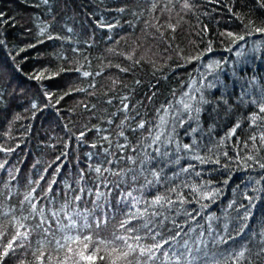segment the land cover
I'll return each instance as SVG.
<instances>
[{"label": "trees", "instance_id": "trees-1", "mask_svg": "<svg viewBox=\"0 0 264 264\" xmlns=\"http://www.w3.org/2000/svg\"><path fill=\"white\" fill-rule=\"evenodd\" d=\"M260 2L261 0H219L218 3H212L209 0H189L192 7L188 10L183 8L184 0H48L47 3L44 0H0V13H4V19L8 20V23H0V146L14 149L12 152L0 151V163L7 162L0 169V226H6L5 230L8 232V235L0 239V245L14 234V228L9 223L11 217L29 215V205H22L21 201L32 188H36L34 202L38 203V207L46 206L47 213L49 208L59 209L64 204L65 193L68 191L66 185L71 184L74 188L80 186L74 183L80 168H84L88 174L87 188L95 187V173H89L87 166L91 164L95 167L105 160L101 145L108 147V144L101 139L104 135L112 140L110 151L115 153L107 158L118 159V163L103 166L113 170L123 169L127 173L123 177L121 189H138L144 184L142 176L133 182V173L127 170L139 171L143 152L138 145L142 134H148L143 129L135 132L129 129L135 128L141 119L157 123V109L161 105H167L169 101L174 102L193 80L197 81L198 86L201 74L208 72L205 65L212 60L228 61L223 65L225 72L221 76L228 84L230 95L226 98L232 105V112L226 115L225 106L221 105L217 109L220 113L217 117L211 111L215 106L214 100L213 105L205 106L208 110L201 115L202 130L185 135V128L188 127L186 124L184 128H177L176 138L183 144L191 143L194 137L197 142L195 153L205 158L211 157L212 160L218 158L220 163L200 164L199 161L183 158L178 165L164 167L162 177L172 176L189 163L195 165L189 173H184L173 181L191 201L183 205V208L179 205L176 207L181 212L196 209L200 213L185 227V231L188 227L196 228V232L190 233L192 237L200 231L198 225L207 229L206 218L209 215L218 217L214 226L218 224L222 228L226 216L230 218L236 215L233 209L228 208L229 203L235 201L234 208L241 203L247 205L245 193L249 196L259 195L261 199L256 201L253 219L249 221V229L245 230L248 240H258L259 236L253 238L252 232L259 233L261 225H264V169H260L246 157L249 154L257 155L248 136L253 132L258 133L260 129L249 127V121L245 118L236 137L225 140L223 144L220 141L237 119L258 111L250 103L239 104V95L241 86L253 77L256 80V86L252 88L254 96H257L260 87H264V34L252 30L264 27V8L260 7ZM153 4L156 5L154 10ZM101 22L115 27H100ZM169 24L175 26V31L168 27ZM41 28H46L43 36L40 35ZM69 28L72 29L71 32L68 31ZM227 32L243 35L245 40L233 45L229 38L221 35ZM49 35L60 39L48 40ZM209 41L212 43V51L204 55L202 61L193 60L188 63L189 57L206 52ZM255 41L262 42L261 48L250 51ZM32 44L36 47L29 48ZM240 46H243L245 55L237 58L235 52ZM229 47L233 49L231 52L226 51ZM20 48L28 50L21 53ZM129 55L132 59L127 58ZM76 68L80 72L75 71ZM121 68L127 71H121ZM233 69L235 75L232 74ZM84 71L92 75L84 77ZM97 72L101 74L95 75ZM41 73L43 77L40 80L32 78ZM207 78L211 80L213 77L208 75ZM78 88L85 91H75ZM221 91L212 90L208 93L209 98H219ZM69 92V95H65ZM46 94H50V97ZM125 96L128 97L126 102L131 109L128 115L135 117L129 119L124 127L127 140L116 135L120 131L117 125L125 116L120 111L121 99ZM109 100L111 103H108ZM33 104L36 108L32 107ZM109 120L112 121L111 124L108 123ZM192 126L195 127V124ZM148 127L151 125L146 124V128ZM96 128L103 131L98 133ZM68 129L75 134L85 131L84 143L78 145L74 137L69 140ZM245 141L248 142V147L244 146ZM66 143L69 144L67 148ZM92 143L97 144L96 149L90 147ZM117 143H127L128 147L118 150L115 147ZM133 147H137L136 152L132 151ZM174 149L173 144L170 151ZM63 152L68 155L57 161L56 158ZM89 152L96 153L91 160L86 155ZM224 152L228 155L224 156ZM192 154L194 153H180L182 157H190ZM128 156L136 158V163L133 164L126 158L120 159ZM257 159L264 163V149H261ZM58 164L62 167L56 175L57 184L53 186V193L48 194L49 197L54 196L55 200L49 204L45 198L48 187L46 181L52 179ZM156 167L159 169L161 165ZM197 171L201 173L200 176L195 175ZM41 175L45 176V181H40L37 185L35 182ZM13 176L15 179H12ZM108 179L114 181L118 178L108 175ZM255 180H260V184L256 185ZM185 184L189 187H184ZM193 185H203L201 191L219 189V192L214 200L197 202L198 195L191 190ZM171 186L167 182L156 185L146 190L144 196L150 198L153 194L165 192ZM253 188L261 191L257 193ZM75 194L70 193L68 198L71 199ZM118 195L119 190L113 188L109 197L111 212L116 214L115 219H110L107 227L84 230L86 233L90 232L94 239L97 232L99 238H109L116 230L117 221L121 218L117 208ZM134 195H140L139 191L134 192ZM92 199L93 197L85 195L79 202V210L92 209ZM202 204H207L208 207L202 208ZM119 207L122 208L123 205ZM101 211L109 210H97L96 215H100ZM165 214L175 216V209L172 213ZM193 215L196 213L193 212ZM175 218L179 222L189 220L184 215ZM37 219L30 218L24 223L34 226ZM61 235L56 233V238ZM43 238L39 232H32L26 247L17 248L14 255L5 258L4 264H35L32 253L38 247L37 241ZM48 238L51 239V236ZM237 239L240 240L241 237ZM144 242L151 243L150 240ZM252 246L249 243V247ZM209 247H212L211 244ZM223 247L228 248L229 245ZM44 251L46 255H52V264H59L65 256V251L57 253L54 245L45 247ZM104 254L101 252V255ZM157 256L150 264H164V257L159 253ZM255 259L256 264H264L261 259ZM68 264H73V261L69 260ZM97 264L105 262L97 259Z\"/></svg>", "mask_w": 264, "mask_h": 264}, {"label": "snow or ice", "instance_id": "snow-or-ice-1", "mask_svg": "<svg viewBox=\"0 0 264 264\" xmlns=\"http://www.w3.org/2000/svg\"><path fill=\"white\" fill-rule=\"evenodd\" d=\"M47 2L48 0H44V3ZM209 2L218 3L219 0H209ZM152 7L154 10L156 5L153 4ZM191 7L192 5L189 3V0H184L183 8L191 10ZM260 7L264 8V0H261ZM119 11L122 12L124 9H119ZM229 11H232V9L229 8ZM0 23H8V20L4 19V13H0ZM100 27L111 29L115 25H104L101 22ZM168 27L172 31H175L174 25L169 24ZM252 30L264 34V27H255ZM68 31L71 32L72 29L69 28ZM45 32L46 28L40 29L41 36ZM221 35L229 38L233 45L245 40V36L233 32L221 33ZM249 35H251V32H249ZM47 39H60V37L49 35ZM39 42L43 43V41ZM261 45V41L253 42L250 51H258ZM28 47L35 48L36 45L32 44ZM27 50V48H20L19 51L23 53ZM232 50L231 47L226 49L229 52ZM73 51H78V49H73ZM211 51L212 43L209 41L206 52L189 57L187 62L191 63L193 60L202 61L203 56ZM235 55L237 58L245 55L243 46H240L236 50ZM127 58L132 59V56L129 55ZM136 63H139V61H136ZM226 63H228L227 60H212L211 63L205 65L208 72L201 74L198 86L197 81L193 80L191 85L178 98L174 99V102L169 101L167 105H161L157 109V123L153 124L150 121L141 119L135 128L129 129L132 132L143 129L148 134L147 136H143L142 134V140L138 145L143 152L139 171L137 172L133 169L127 170L133 173L131 176L133 182H136L138 177L142 176L144 177V184L140 185L138 189L127 191L121 189V184L124 183L123 177L127 173L123 169L113 170L111 167L103 166V164L113 165L114 163H118V159L107 158L115 155V153L110 151L113 144L108 135L102 136L101 139L108 144V147L101 145L105 154V160L102 164H97L95 167L91 164L87 166L89 173H95V187L87 188L88 174L84 168H80L77 172V179L74 181V183L80 186L74 188L71 184L66 185L68 191L65 193L64 204L59 209L49 208L47 213L45 211L46 206L38 207V203L34 202L36 199V188H32L24 195L21 201L22 205L24 203L29 205V215H21L20 217L13 215L9 221L14 228V234L6 243L0 245V264H4L5 258L14 255L17 248H25L32 232H39L44 237L37 241L38 247L32 253L35 258V264H52V255L50 253L46 255L44 249L45 247L53 245L57 253L61 250L65 251V256L59 261V264H68L69 260H72L73 264H97V259L104 261L105 264H150L151 261L158 258V253L164 257V264H245V262L246 264H256L255 258L264 261V225H261L259 233L252 232L253 238L257 235L259 236L258 240H248V237L245 236V230L249 229V221L253 219V209L256 208V201L261 199L259 195L249 196L245 193L244 199L248 201L247 205L241 203L238 207L234 208L235 201L229 203L228 208L233 209L236 215L230 218L226 216L222 228L218 224L214 226V222L219 218L215 215H209L206 218L207 229L203 225H198L200 231L195 237H192L190 233L196 232V228L188 227L187 231H185V227L189 221L195 220L196 216L200 215V213L196 209L180 211L183 205L191 203V201L179 190L180 186L174 184L173 181L182 174L189 173L190 170L195 168V165L189 163L187 166L181 167L179 171L174 172L172 176L162 177L164 167L178 165L183 158L199 161L200 164L209 162L220 163L218 158L212 160L211 157L205 158L195 153L197 142L194 137L191 143L181 144L176 138L178 135L176 130L177 128H184L187 124L188 127L185 128V135H192L201 131V115L208 110L205 106L213 105L214 100L215 106L211 108V111L216 113L217 117L220 115L217 109L221 105L225 106L224 111L226 115L232 112V105L228 103V99L226 98V96L230 95L228 84L221 76V73L225 72L223 65ZM120 70L127 71L124 68ZM75 71L80 72V69L76 68ZM100 74L97 72L95 75ZM232 74L235 75V69L232 70ZM82 75L89 77L92 73L84 71ZM208 75H211L213 78L208 80ZM42 77L43 73L32 78L40 80ZM113 83H116V81H113ZM92 86L94 87V85ZM255 86V77L248 81L247 84L241 86L239 104L245 105L250 103L255 105L258 111L251 113L247 117L237 119L226 132L225 136L221 138L220 143L223 144L225 140H231L233 137H236L237 130L241 128L242 121L246 118L249 121V127L260 129L258 133L253 132L248 136V140L252 142L253 150L258 155L261 149H264V87L258 89L257 98V96L252 94V88ZM212 90H222L219 98H209L208 93ZM75 91H85V89L78 88ZM69 94L70 92L65 93V95ZM46 95L50 97V94ZM60 99H63V97H60ZM149 99L151 98L149 97ZM127 100V96L121 99L122 108L120 111L124 112L125 116L120 121V124L117 125L120 131L116 134L119 137H124L125 140H127L124 132L126 122L129 119H135L134 116L130 117L128 115L131 109L130 105L126 102ZM56 103L58 104L59 100ZM108 103H111V100ZM32 107L36 108V105L33 104ZM108 123L111 124L112 121L109 120ZM146 124H150L151 127L146 128ZM193 124H195V127L192 126ZM91 130L88 129V131ZM211 130L210 127L209 131ZM96 131L99 133L103 130L96 128ZM68 132L70 133L69 140L74 137L78 145L84 143L85 131H80L79 134H75L71 132V129H68ZM145 141H147L146 144L144 143ZM173 144L175 145V149L174 151H170V146ZM257 144H259V147H257ZM244 146L248 147L247 141L244 142ZM65 147H69V144L66 143ZM90 147L96 149L97 144L92 143ZM115 147L122 151L128 147V144L117 143ZM148 149L152 151L149 152L147 151ZM0 151L12 152L14 149L0 146ZM132 151L136 152L137 147H133ZM181 152L194 154L190 157H182L180 155ZM67 155V152H63L56 160L61 161V158ZM86 155L91 160L96 153L89 152ZM223 155L227 156L228 153L224 152ZM257 155L249 154L246 159L253 161L260 169H264V163H261L257 159ZM173 156L174 159L172 158ZM124 158L130 160L133 164L136 163V158L132 156L120 157V159ZM6 163V161L0 163V169H3ZM156 165H161V167L158 169ZM247 166L251 167V165ZM61 167L62 165L58 164L54 170L55 174L52 176V179L46 181L48 187L45 191V198L48 199L49 204H52L55 200L54 196L49 197L48 194L53 193V186L57 184L56 175L60 173ZM44 171L47 173V169ZM106 174L117 177L118 179L114 181L109 180ZM195 175L200 176L201 173L197 171ZM149 176L151 179H149ZM12 179H15V177L13 176ZM40 181H45L44 175H41L35 183L38 185ZM165 182L172 184L171 187H167L165 192L153 194L150 198L144 196L146 190L156 185H162ZM30 183L32 182L30 181ZM208 183L211 184V181ZM225 183H227V180H225ZM254 183L259 185L260 180H255ZM184 187H189V185L185 184ZM202 187L204 186H191L192 192L198 195L197 202L199 200H214L219 192V189L201 191ZM113 188L119 190L117 208L121 218L117 221V228L111 233L109 238H99V233L97 232L96 238L94 239L90 232L86 233L84 230L107 227L109 220L115 219L116 214L111 212L112 205L109 202ZM102 189H106V191ZM252 190L257 193L261 191L259 188H253ZM42 191L44 190L42 189ZM136 191H139L140 195H134ZM70 193L76 194L72 195L71 199H69ZM170 194H175V196L173 197ZM85 195L93 197L91 200L93 208L80 211L79 202L84 199ZM120 205H123V207L120 208ZM177 205L180 208H177ZM201 207L207 208L208 205L202 204ZM105 208L109 211H101L100 215H96L97 210ZM173 209H175V216L184 215L189 220L179 222L175 216L165 214L166 212L172 213ZM193 212L196 215H193ZM61 216H63V219H61ZM90 217L91 222H89ZM30 218H38L34 226L24 223V221ZM65 220L66 223L64 222ZM5 228L6 226H0V239L8 235ZM205 232H207V236H205ZM56 233H61V237L56 238ZM49 236H51V239L48 238ZM238 237H241V239L238 240ZM146 240H150L151 243H145L144 241ZM245 240H248V243H245ZM249 243L253 246L249 247ZM210 244L212 246L211 248L209 247ZM73 245H76V248H73ZM101 245H103V248H101ZM224 245H229V247L224 248ZM101 252L105 254L101 255ZM37 253L39 254L37 255Z\"/></svg>", "mask_w": 264, "mask_h": 264}]
</instances>
